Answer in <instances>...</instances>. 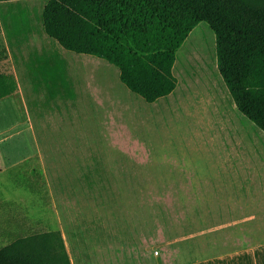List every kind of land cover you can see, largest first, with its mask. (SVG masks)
Wrapping results in <instances>:
<instances>
[{"label":"rangeland","instance_id":"rangeland-1","mask_svg":"<svg viewBox=\"0 0 264 264\" xmlns=\"http://www.w3.org/2000/svg\"><path fill=\"white\" fill-rule=\"evenodd\" d=\"M46 1L0 2V64L14 54L21 70L30 53L59 46L71 80L55 99L39 87L20 93L37 139L20 132L25 110L14 117L10 98L0 100V247L60 229L87 264L100 245L115 264H175L239 245L264 215V131L237 108L210 25L178 49L175 91L147 102L114 64L54 46L41 24ZM36 146L46 165L22 159ZM62 196L80 211L60 219Z\"/></svg>","mask_w":264,"mask_h":264},{"label":"trees","instance_id":"trees-1","mask_svg":"<svg viewBox=\"0 0 264 264\" xmlns=\"http://www.w3.org/2000/svg\"><path fill=\"white\" fill-rule=\"evenodd\" d=\"M7 1L13 0H0ZM201 21L216 34L219 71L237 108L264 131V0H47L41 12L50 38L67 50L114 64L120 80L147 102L175 91L177 51ZM41 68L50 87L69 86L66 62L58 55L55 65ZM17 90L11 66L0 65V98ZM0 264L72 261L57 229L0 247Z\"/></svg>","mask_w":264,"mask_h":264},{"label":"crops","instance_id":"crops-1","mask_svg":"<svg viewBox=\"0 0 264 264\" xmlns=\"http://www.w3.org/2000/svg\"><path fill=\"white\" fill-rule=\"evenodd\" d=\"M27 29L29 32L27 36L33 33V30H31V27H28ZM43 33H44V36L50 42L56 43V45L54 46H58L59 43H57L52 38H50L44 32V30H43ZM27 36L25 37V41L27 39ZM63 52L64 51H62V49H60V47L58 46V48L53 47L47 50L43 49L40 52L35 51L33 55H31L30 53L28 58L22 62L24 67L21 70L18 69V67L16 66L17 62L14 59L15 57L14 54L6 56V59L4 57L5 62L0 64L2 67L6 65H10L16 76L17 82H18V90L8 96L0 98V100L10 98L9 100L10 106L12 107L14 117H17V115H19L21 111L25 110V113H24L26 116L25 121L28 123L29 129H26L25 131L22 130L20 132L26 133V135L28 134L31 137L36 138V139H37V134L34 128V124L32 122L33 116H32V112L29 109V102L27 101L28 99H25V98L21 99L20 93L23 91V89H35L37 87L41 89H45L47 90V92L50 88H54L56 90L68 88V86L65 87L63 86V84H60V83H59L60 86L58 87L54 85L50 87L48 84H53V83H50L51 80L45 79L43 76V73L40 70L42 69L41 68L42 66L55 65V62L57 60V55H58V58H61L65 60L66 62V69H67L66 73L68 75V79L70 80V75H69L70 74V63L68 62L67 58L63 56L62 54ZM24 83L26 84V86H24ZM70 85H71V80H70ZM58 94L59 93H57L56 96L55 94L53 95L54 99L57 98ZM35 155L40 158L42 166L46 165V161L43 156V150L40 146H36L35 148L32 147L30 155L27 154L26 157L22 159H27ZM61 182L62 183L60 184H63V185H74L76 183V181L71 183L65 180ZM0 185H1V180H0ZM206 185H211V184H206ZM75 203H76V199L71 200L70 197L68 196H62L57 202L58 217L61 219L66 215V213L72 214L74 212H79L80 209L79 211H77L78 208L76 206L78 205H76ZM262 216H263L262 220L260 219V221L257 222L256 225H251L250 227H247L248 230H245V231L243 230L240 232V235L238 237L240 241L239 245L230 247L229 249L218 252V253L187 258L185 261L180 262V263H175V264H264V215ZM61 221H62L61 227L63 228L65 225H64L63 220ZM65 242H66V239H65ZM66 246H67V243H66ZM68 252L71 257L72 264H87L81 255H78L77 259H74L69 249H68ZM95 258L96 259H94V261H91V263L89 262L88 264H115L114 261L111 260L110 257H107L106 245H102V246L100 245V248L98 249V255L95 256Z\"/></svg>","mask_w":264,"mask_h":264}]
</instances>
